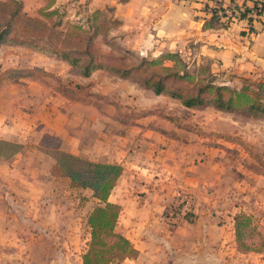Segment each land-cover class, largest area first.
Segmentation results:
<instances>
[{"label": "rangeland", "instance_id": "rangeland-1", "mask_svg": "<svg viewBox=\"0 0 264 264\" xmlns=\"http://www.w3.org/2000/svg\"><path fill=\"white\" fill-rule=\"evenodd\" d=\"M20 1L24 11L34 15L51 0ZM54 7L64 14V22L86 27L89 25L87 16L93 10H100L98 22L110 29L107 35L96 40L102 54L113 52L117 57L133 61L176 53L191 66L211 68L216 84L239 90L245 86L254 88L261 82L250 76L243 77L221 70L198 43L187 42L175 47L160 43V38L152 37L156 30L150 25V20L121 27L114 9H94L89 0H55ZM19 92L27 94L23 101ZM50 105L63 106L71 115L55 117L52 109L46 110ZM0 111V123L9 127L7 132L0 135V140L21 147L18 153L9 158L28 160L25 161L27 164H24V160L19 164L15 161L18 165L16 171L20 173L14 179L16 186L24 184V177L29 180L30 192L35 195L37 191L40 195L37 203L55 209L56 213L49 219L58 223L67 236L79 234L80 244L83 243L79 246L80 251L85 252L87 249L90 241L88 217L99 203L94 199L91 189L72 186L67 177L54 170L55 160L51 154H55V150H60L62 143L66 142L69 148L76 145L84 149V153L78 155L84 160L122 166V159L127 158H122L123 153H117L118 147H123L122 143L126 140L129 145L123 147V152L127 151L130 161L144 158L139 152L145 150L141 146L144 143L136 138L141 137L139 127H147L162 131L166 128L173 141L183 143L182 148L184 151L187 149L188 156L194 152L189 165L201 178L197 195L178 191L181 188L172 192L176 195L160 214L167 221L169 231L175 233L181 221H186L183 216L194 214L198 206L216 219L227 233L232 232L231 241H227L222 249L228 254L226 258L233 256L235 261L225 264H250V251L247 250L264 252L263 119L211 107L188 110L178 100L166 95L157 96L139 83L120 78L107 70L96 71L85 78L66 62L10 44L0 46ZM88 118L91 123H87ZM88 124L91 127H87ZM62 128L66 130L62 131ZM56 132H63V139H58ZM8 152L9 148L0 146V162H6L1 159L4 158L1 155ZM65 153L71 154L68 151ZM131 168V171L135 170ZM219 175L222 181L216 178ZM117 183L110 193L111 203L117 204L123 199L127 201L126 207L134 210L142 199V193L135 192L137 186L134 181L130 186L129 182L126 185ZM126 188L130 192L122 197ZM147 189H152V184ZM240 215L244 218L240 221L238 242L234 224L235 217ZM130 216L135 215L128 212L125 216L122 213L115 231L135 248L141 231L137 233L136 227L128 224L127 218ZM195 218L194 214L190 224L195 223ZM143 238L146 240L145 235ZM86 239L89 241L84 246ZM171 240L176 250L178 241L173 236ZM67 247L63 246L64 253H69ZM211 250L214 251V248ZM78 257L72 255L68 264H79ZM124 261L113 264H122ZM63 264H67V261Z\"/></svg>", "mask_w": 264, "mask_h": 264}, {"label": "crops", "instance_id": "crops-1", "mask_svg": "<svg viewBox=\"0 0 264 264\" xmlns=\"http://www.w3.org/2000/svg\"><path fill=\"white\" fill-rule=\"evenodd\" d=\"M89 1L94 9L105 7L114 9L121 27L150 20V25L156 30L152 37L160 38V43L174 47L187 42L198 43L207 57L221 70L264 81V30L259 25H255L257 34H250L246 22L243 21L233 23L234 25H230L228 29L203 31L202 20L206 17L203 9L205 4L212 5V0ZM21 94L23 101L27 94L19 92V96ZM47 107L46 110L52 109L55 117L71 115L63 106ZM1 114L0 111V118ZM87 123H91L89 118ZM87 127L91 125L88 124ZM139 128L141 137L136 140L144 143L141 146L145 150L139 151L144 158H139L135 162L130 161L127 151L123 152V147L129 145L127 140L122 143L123 147H118L117 153L118 155L123 153L122 158H127L122 159L124 171L117 184L126 185L129 182L130 186L134 181L137 186L135 192L142 193V202H138L134 210L132 207H126L127 201L123 199L117 202L122 207L120 215L124 213L126 216L128 212L135 215L127 218V222L136 227L137 233L141 231V237L135 242L138 255L135 260L126 261L130 264L234 262L233 256L226 258L228 254L222 249L227 241H231L232 232L227 233L216 219L198 206L193 212L196 216L195 223L181 221L175 233L169 231L167 221L160 214L176 195L172 192L181 188L178 191L197 195V186L200 185L198 183L201 178L189 165V159L195 153L188 156L187 149L184 151L182 148L183 143L173 141L166 128L164 131L157 128ZM8 129V126H2L0 123V135ZM65 130L62 128V131ZM55 136L58 139L64 137L63 132L61 134L56 132ZM177 145H180L179 148L176 147ZM60 150L76 156L84 153V149H80L79 146L74 145L69 148L66 142L62 143ZM23 160L24 164L28 163L24 158L0 162V264H63L65 260L68 264L72 255L79 256V264H82L81 256L84 250L82 248V251L79 250V246L83 245L80 244L79 234L72 233L67 236L58 223L49 219L56 213L55 209L37 203L40 195L37 191L35 195L30 192L29 180H25L24 177V184L16 186L14 179L20 176V173L16 171L18 165L15 161L19 164L23 163ZM131 167L135 170L131 171ZM216 178L222 181L220 175ZM122 179L124 181H121ZM151 184L152 189H147ZM127 192H130L129 188L125 189L122 197L127 196ZM110 197L111 195L109 196L111 202ZM144 235L146 240L143 238ZM171 236L178 241L177 251L173 248ZM88 241L89 239L84 241V246ZM64 245L68 246L69 253L63 252ZM212 248L214 251L211 250ZM76 251H78L77 255H75ZM126 261L122 264H126ZM250 264H264V252L250 251Z\"/></svg>", "mask_w": 264, "mask_h": 264}, {"label": "trees", "instance_id": "trees-1", "mask_svg": "<svg viewBox=\"0 0 264 264\" xmlns=\"http://www.w3.org/2000/svg\"><path fill=\"white\" fill-rule=\"evenodd\" d=\"M51 0L34 15L24 11L20 0L0 1V46L19 45L34 52L56 58L72 66L82 77L99 70H107L120 78L131 79L155 95H166L178 100L188 109L211 107L215 110L241 113L264 120V81L253 87L232 89L213 81L211 68L191 66L179 54L166 53L156 59L128 61L113 52L102 54L96 40L107 35V27L98 22L100 10L87 16L88 27L64 22V14ZM202 30L228 29L235 22H246L248 33L257 34L255 25L264 30V0H212L203 9ZM9 148L1 156L9 160L21 150L20 145L0 140ZM54 170L67 177L74 187L89 188L98 205L88 217L90 241L82 254V264H113L135 259L138 251L115 228L121 207L109 201L111 191L123 173L117 164L94 163L79 156L55 150ZM183 218L192 223L194 214ZM235 217L234 231L239 242L241 219ZM247 251H254L252 249ZM257 252V251H256ZM259 252V251H258Z\"/></svg>", "mask_w": 264, "mask_h": 264}]
</instances>
